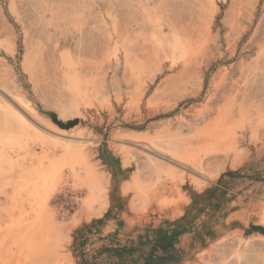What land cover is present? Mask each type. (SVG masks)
<instances>
[{"label":"rangeland","instance_id":"obj_1","mask_svg":"<svg viewBox=\"0 0 264 264\" xmlns=\"http://www.w3.org/2000/svg\"><path fill=\"white\" fill-rule=\"evenodd\" d=\"M0 95L75 147L90 139L105 207L80 210L68 173L53 186V264H264V0H0ZM234 100L250 115L233 117L231 142L197 137ZM35 132L36 153L51 149L54 133ZM132 133L153 151L115 140ZM170 140L211 180L174 165ZM37 179L0 160V228L31 222ZM15 241L3 231L0 264L25 261Z\"/></svg>","mask_w":264,"mask_h":264},{"label":"bare ground","instance_id":"obj_2","mask_svg":"<svg viewBox=\"0 0 264 264\" xmlns=\"http://www.w3.org/2000/svg\"><path fill=\"white\" fill-rule=\"evenodd\" d=\"M242 102L243 101L237 103V100H234L232 103L226 102L225 106L219 109V118H217L218 120H216L213 127H210V130H204L201 133L198 132L197 137L209 135L211 137L210 140H212L213 145H216V147L231 142L232 130L236 125L233 117L239 116V119L242 120L244 116L247 115L248 117L250 115V110L246 109ZM235 104L237 105V115L233 110ZM38 125L54 133L53 136L49 135L52 138L51 140L55 138L53 142L46 139V141L52 143V148L40 154L36 153L35 145H42L45 143L36 139L37 133L35 129L38 130ZM39 133L42 134L41 132ZM126 136L128 137L120 139L117 137L118 139L115 140L121 144H142V146L145 145L153 151L152 146L154 143L151 142L153 136L141 135L140 133L126 134ZM168 137L169 136H167V138ZM75 139L80 143L79 146H76L79 148L90 141V139H86V137H79L78 139L75 137ZM178 142L181 143V141ZM169 143H171L170 146L164 147V150L170 152L172 155L170 161L173 162L174 165L181 169H186L193 174L199 182L211 180V178L200 169V161L196 152L189 151V153H186L185 150H183L186 148L183 141L180 145L174 140H170ZM71 144L70 139L52 129H48L44 124H40L25 105L8 103L0 97V160L8 161L12 168L16 167L19 170L21 178H38L36 182L33 183L34 188L32 189L35 190L36 187L40 188V191L32 190L28 193L29 197L36 199V201L31 204L33 211L31 222L23 224L20 219L17 223H11L5 228H0V238L4 231V234L7 233L8 235H12L13 239L17 241L15 242L19 245L21 244L23 246V244H25V250L29 252L24 255L25 261L22 264H53V260H57L58 262L63 261L57 256L58 253H56L58 247L61 246V241L56 234L58 228L57 222L50 214L47 200L53 186L59 182L64 175L68 176L67 173L70 174L74 179L78 180L80 185L84 186L86 190V193H84L85 196L82 198L79 205L80 210L82 209L88 215H96L100 214L105 207L104 198H102L101 195L102 188L96 187L93 181L94 179H90L88 168L85 166L86 161L84 159V153L82 155L81 148L78 149ZM157 155L163 158L161 154ZM135 175L137 176V173ZM172 183L173 185L176 184L174 180ZM29 185L32 186L30 183ZM133 187L139 192H143L140 204L143 209L146 204H148L150 200L149 197L151 196L139 183H134ZM49 242H51L50 246L48 244ZM18 244H16V246H18ZM26 246L28 249H26ZM2 247L3 245H0V251ZM19 250L23 253L22 248ZM20 251L18 254L21 253ZM22 253L21 255H23ZM21 262L19 263L21 264Z\"/></svg>","mask_w":264,"mask_h":264},{"label":"water","instance_id":"obj_3","mask_svg":"<svg viewBox=\"0 0 264 264\" xmlns=\"http://www.w3.org/2000/svg\"><path fill=\"white\" fill-rule=\"evenodd\" d=\"M253 228H254V229H257V230H259V231H261V232H264V227H262V226H260V225H258V226H253Z\"/></svg>","mask_w":264,"mask_h":264}]
</instances>
